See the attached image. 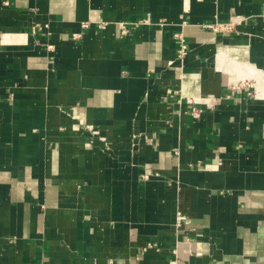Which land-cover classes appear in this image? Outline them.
Masks as SVG:
<instances>
[{
    "label": "crops",
    "instance_id": "0c3cea01",
    "mask_svg": "<svg viewBox=\"0 0 264 264\" xmlns=\"http://www.w3.org/2000/svg\"><path fill=\"white\" fill-rule=\"evenodd\" d=\"M0 264H264V0H0Z\"/></svg>",
    "mask_w": 264,
    "mask_h": 264
},
{
    "label": "built area",
    "instance_id": "2783aa9c",
    "mask_svg": "<svg viewBox=\"0 0 264 264\" xmlns=\"http://www.w3.org/2000/svg\"><path fill=\"white\" fill-rule=\"evenodd\" d=\"M145 24H149V25H156V26H163L164 25V22L162 20H158L157 22H153L150 20V18L148 16L144 17V18H141L139 20H135V21H120L118 22V26H119V34L121 36H124V35H127L128 33L131 32V30L137 28L138 26L140 25H145ZM185 24V21L182 20L181 23H180V26H183ZM83 26H87V23H83L82 24ZM99 26H103L104 23H100L98 24ZM204 27L206 28H209L215 32H224V31H229L231 28H232V23H212V24H204L203 25ZM31 32H35L37 30H41L42 29V26L38 23H35L33 24L31 27ZM174 38L177 40V45H178V48H179V54H178V59L181 60L186 52H187V46H186V43H185V39L183 37V33L182 31H178L176 33H174ZM73 38H77L78 35L77 34H73L72 35ZM47 48L49 50H53V45H48ZM171 90L170 89H167L166 90V93H170ZM178 103H180V100L177 101ZM194 102L192 101H188V104L190 106L189 108V115L193 118V119H197L199 118L201 115H202V112H203V109L201 107H197L193 104ZM87 130H89V127L87 126L86 128ZM177 221H176V224L177 225H180V222L186 220V216L181 214V213H177Z\"/></svg>",
    "mask_w": 264,
    "mask_h": 264
}]
</instances>
